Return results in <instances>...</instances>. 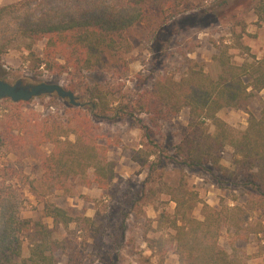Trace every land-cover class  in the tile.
Returning a JSON list of instances; mask_svg holds the SVG:
<instances>
[{
    "label": "rangeland",
    "instance_id": "obj_1",
    "mask_svg": "<svg viewBox=\"0 0 264 264\" xmlns=\"http://www.w3.org/2000/svg\"><path fill=\"white\" fill-rule=\"evenodd\" d=\"M21 1L0 0V7ZM249 3L190 0L179 7V13L169 6L154 9L141 24L127 31L132 50L121 57L106 53L104 62L92 72L72 70L60 76L37 68L35 57L24 50L28 41L9 36L11 45L0 61V79L55 82L69 90L78 87L75 94L82 106L76 107L93 126L95 137L110 144L108 157L116 163L117 172L110 189L86 186L80 177L70 179L66 189L50 188L42 178L41 162L49 146L38 144L34 127L13 145L0 142V170L15 171L14 181L25 194L19 214L30 220L21 233L22 257L18 261L30 256L35 223L41 222L60 242L55 264H180L170 237L173 230L163 213L174 214L176 203L168 192L186 184L199 195L193 212L199 219H203L204 203L212 209L243 207L246 238L236 239L234 244L247 264H264V194L250 184L249 172L236 163L234 149L227 146L220 152L221 167L184 163L176 154V146L189 132L188 107L177 116L159 118L157 123L150 114L138 110H133L134 116L97 119L90 108L91 88L96 85L110 99L115 93L122 107L134 109L132 97L151 92L161 77L180 79L190 63H198L218 78L225 51L235 64L262 58L264 24H256L257 15ZM43 47L44 42L32 45L37 55H42ZM27 102L18 107L25 119H39L42 114L65 115L66 119L70 116L67 110L72 108L69 99L57 94ZM263 107L264 90L256 92L245 108H225L219 116L234 128L245 130L252 117L261 116ZM7 108L1 100L0 131L8 124ZM205 127L211 134L216 131L210 119ZM45 201L67 209L74 220L67 226L55 223L43 210ZM232 232L225 228L220 239L228 251L234 248L229 240Z\"/></svg>",
    "mask_w": 264,
    "mask_h": 264
},
{
    "label": "trees",
    "instance_id": "obj_2",
    "mask_svg": "<svg viewBox=\"0 0 264 264\" xmlns=\"http://www.w3.org/2000/svg\"><path fill=\"white\" fill-rule=\"evenodd\" d=\"M189 1L24 0L8 4L0 7V61L10 48L12 35L14 40L28 41L24 50L35 57L37 68L60 76L72 70L92 72L104 62L106 53L121 57L132 50L127 31L141 24L148 12L169 6L179 13V7ZM247 1H251L249 4L257 15L256 24L263 25L264 0H243ZM39 42H44L42 55L32 49ZM220 61L222 72L218 78L198 63H190L178 80L161 77L151 92L131 98L134 109L122 107L115 93L110 99L96 85L91 88L90 108L97 119L134 116L133 110H138L150 114L153 123H157L159 118L177 116L188 107L189 132L176 146V154L184 163H212L221 167L220 152L230 146L236 163L249 172L250 184L264 194V107L261 116L252 117L245 130L234 128L219 116L225 108H245L256 92L264 90V57L235 64L225 51ZM72 89L76 93L79 88ZM2 101L9 111L6 129L0 131V142L13 145L34 127L38 144L49 146L41 162L42 178L50 188L66 189L67 182L77 177L86 186L95 184L104 190L112 187L117 172L116 163L108 157L110 144L102 141L103 137H95L93 126L76 106L71 104L66 119L65 115L52 114L25 119L18 107L28 102H14L11 98ZM208 119L216 126L214 134L207 132ZM16 177L14 170L9 173L0 170V264H55L60 242L52 237L53 230L41 222L35 223L30 256L18 261L22 257L21 233L30 220L19 214L25 194L14 181ZM168 193L176 208L173 215L163 213V216L173 230L170 237L180 264H247L234 244L236 239L246 238L242 232L243 207L212 209L204 203L203 219H199L193 214L199 201L195 191L181 184ZM43 210L57 224L67 226L74 220L67 209L47 201ZM85 218L93 221L91 217ZM225 228L233 231L229 237L234 246L232 251L220 243Z\"/></svg>",
    "mask_w": 264,
    "mask_h": 264
},
{
    "label": "water",
    "instance_id": "obj_3",
    "mask_svg": "<svg viewBox=\"0 0 264 264\" xmlns=\"http://www.w3.org/2000/svg\"><path fill=\"white\" fill-rule=\"evenodd\" d=\"M47 94H57L60 98L69 99L70 104L74 106H82L76 94L59 83L45 81L25 83L23 80L11 83L0 79V101L5 98H11L14 102H27L35 97Z\"/></svg>",
    "mask_w": 264,
    "mask_h": 264
},
{
    "label": "crops",
    "instance_id": "obj_4",
    "mask_svg": "<svg viewBox=\"0 0 264 264\" xmlns=\"http://www.w3.org/2000/svg\"><path fill=\"white\" fill-rule=\"evenodd\" d=\"M257 21V20H256ZM264 57V56H263Z\"/></svg>",
    "mask_w": 264,
    "mask_h": 264
}]
</instances>
